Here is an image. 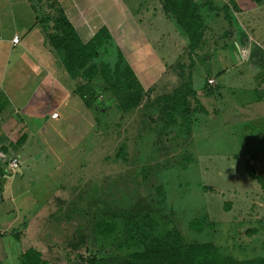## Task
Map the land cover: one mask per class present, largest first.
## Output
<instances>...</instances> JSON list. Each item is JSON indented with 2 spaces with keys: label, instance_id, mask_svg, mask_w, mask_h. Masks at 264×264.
<instances>
[{
  "label": "rangeland",
  "instance_id": "rangeland-1",
  "mask_svg": "<svg viewBox=\"0 0 264 264\" xmlns=\"http://www.w3.org/2000/svg\"><path fill=\"white\" fill-rule=\"evenodd\" d=\"M133 1L149 2L135 14L140 20L153 1ZM254 1H243L239 14H224L221 8L217 18L203 21L201 46L192 53L183 32L174 75L169 73L154 85L141 84L142 95L113 86L119 52L131 66L130 54L121 50L129 48L123 33H113L97 48V55L90 52L92 57L82 64L83 70H92L83 85L86 103L73 101L70 122L62 110V118L53 125L33 120L41 128L17 153L23 164L19 173L27 174L23 182L18 178L15 189L31 211L24 217L32 218L40 207L39 223L24 224L30 228L24 232L25 252L35 249L48 264H88L99 251L97 264L105 257L109 262V257L123 255L116 242L121 224L109 226L110 220L146 210L160 228L177 232L186 244L212 240L223 254L236 259L264 255V185L249 174L264 181V0ZM27 2L0 0L3 33L32 22L26 4H37ZM112 14L105 10L107 19ZM41 26L51 29L54 22ZM140 26L142 33L152 32L159 54L172 42L166 31L177 29L170 20L142 21ZM9 86L7 82L5 89ZM78 88L75 94L82 98ZM136 99L139 105L128 109ZM18 132L23 135L22 127ZM9 152L7 161L17 155ZM30 155L48 158L52 164L26 166ZM6 205L12 203L6 200ZM201 220L199 234L191 224ZM46 224L48 229L43 228ZM18 251L13 242L8 252ZM80 254L87 263L79 261Z\"/></svg>",
  "mask_w": 264,
  "mask_h": 264
},
{
  "label": "crops",
  "instance_id": "crops-1",
  "mask_svg": "<svg viewBox=\"0 0 264 264\" xmlns=\"http://www.w3.org/2000/svg\"><path fill=\"white\" fill-rule=\"evenodd\" d=\"M152 1L149 7L143 9L140 20L136 18L135 14L141 13L140 7L147 5L148 1L140 5L135 4L133 0H56L55 4L64 10L68 20L74 25L84 43L89 42L103 27L111 32V36H114L115 32L123 33L122 35L126 39L124 42L129 48L122 49L125 48L122 46L121 50L130 54L129 62L133 70L141 84L147 86L157 84V81L166 78L169 73H174L172 66L175 65L176 53H179L178 48H181L178 41L179 38L182 39L183 34V30L176 20L165 12L162 0ZM195 1L202 6L200 18L203 21H208V18H217L221 13V8L224 14L228 12L239 14V8L245 0ZM255 1L254 4H256ZM153 3L154 7H152ZM38 5L40 6L39 13H35L32 6L26 4V9L32 15V22L26 27H22L23 30L14 27L13 32L6 35L0 28V168H8L6 164L12 159L19 161V168L15 172L0 169V263L4 264L5 262L12 264L11 261H14L15 264L21 263V257L25 253L24 232L30 229L25 228L24 224L29 220L31 223H39L36 216L39 214L40 207L33 213L32 218L24 217V213L31 211L26 208L22 200L19 201V198L24 196L15 192L18 178H21V182H23L27 175L19 173L20 165L23 164L21 156L17 153L28 141V136H32L35 131L41 128L38 124L35 125L33 120L44 119L49 123L47 126L53 125L52 121L60 120L61 112L64 111L70 122L68 118L72 116L73 112L70 109L71 104L74 103V100H82L75 94L74 89L77 86L86 85L84 83L86 79L83 74L84 68L81 66L82 61L79 62L80 65H75L77 72L72 76L62 64V62L65 63L64 59H67L66 55L53 48L49 43L48 34L45 32L52 31V29L46 30L47 28L40 24L45 21L43 13H49V9H45L47 2L44 0L42 4L38 3ZM137 6H139V10L133 12L131 7L136 8ZM105 10H108L110 14L113 13L110 19L105 17ZM0 20L2 21L1 16ZM169 20L177 29L174 32L166 31L167 33L171 32L172 42L169 47L160 48V55L155 49L154 39H151L152 32L142 33L140 25L142 21L158 23ZM17 35L20 36L21 42L14 44L13 38ZM137 38H142V42L138 43L139 39L137 40ZM69 62H71L70 58ZM7 82H10L8 90L5 89ZM19 127H22L23 135L19 134ZM11 134L18 138L16 142H12ZM26 149L33 151V146H28ZM10 150L16 151L17 155L7 161ZM30 156L25 160L26 166L40 167V163H45L48 166L52 164L48 158L35 159L32 158L33 155ZM10 179L11 181H9ZM35 180L36 177L31 182L34 188L38 186ZM6 200H9L12 205L7 206ZM6 214L9 217H6ZM1 219L4 221L3 224ZM29 225L31 224L29 223ZM43 228L48 229L49 225L46 224ZM33 229L31 227V231ZM37 239L40 240L39 237ZM13 242L18 244L17 254L8 252L12 248ZM13 255L14 259L10 258Z\"/></svg>",
  "mask_w": 264,
  "mask_h": 264
},
{
  "label": "trees",
  "instance_id": "trees-1",
  "mask_svg": "<svg viewBox=\"0 0 264 264\" xmlns=\"http://www.w3.org/2000/svg\"><path fill=\"white\" fill-rule=\"evenodd\" d=\"M35 2L37 5H33L32 8L35 13H39L40 6L38 3L42 4L44 0H35ZM46 2L47 7L45 9H49V13H43L45 21L40 22V24L54 22V27L51 28L53 33L48 35V41L53 48L60 50L66 55L67 59H64L62 56L65 61L64 64L68 73L73 76L77 72L75 65H78L80 61H82L81 66L82 64H86L85 58L88 59L90 54L92 57V53L97 55V48L103 46L111 35L108 29L103 27L89 42L84 43L75 30L74 25L68 20L64 10L52 0H46ZM162 2L165 12L172 19L176 20L187 36L189 51L191 53L196 51L201 46L204 36L202 25L204 22L200 18L202 6L198 5L195 0H162ZM46 28V30L50 29L48 26ZM69 58L71 62H69ZM108 68L109 66L106 67V69ZM88 70L89 68L85 69L83 73L86 77H88L91 69ZM115 74H117L118 78L115 80L113 86L122 85L121 90L135 91L139 95H142L140 91L141 82L133 68L129 64H125L121 52L118 53ZM120 86L118 95H120ZM78 87H80L78 88V93L86 103V94L83 86ZM132 88L134 90H131ZM136 100V102L127 104L128 109L139 105V99ZM249 174L252 179L259 181L262 186L264 185L261 177L253 172ZM203 220L192 222V230H197L201 234L204 224ZM110 221L109 226H112L115 222L121 224L122 230L116 242H118V247L121 248L123 255L112 254L113 256L109 257V262L106 261V257L102 258L104 261L102 264H264V255L251 259H236L233 256H227L220 251L219 247L212 240H208L205 243L194 242L186 244L177 232H169L160 228L152 213L146 210L135 213H123L120 215L119 221H115L114 219ZM102 223L104 224L103 221ZM211 224V228L214 229V223ZM99 254L100 252L98 251L94 258L88 260V264L100 263L98 259ZM78 257L80 258V262H86L84 255L80 254ZM20 264H48V262H42L40 254L35 249H29L22 255Z\"/></svg>",
  "mask_w": 264,
  "mask_h": 264
},
{
  "label": "built area",
  "instance_id": "built-area-1",
  "mask_svg": "<svg viewBox=\"0 0 264 264\" xmlns=\"http://www.w3.org/2000/svg\"><path fill=\"white\" fill-rule=\"evenodd\" d=\"M21 42V38H20V36H15L14 38H13V43L14 44H19ZM211 83H213V82H211ZM18 168H19V161H18V159H12L10 162H9V164H8V169H9V171H17L18 170Z\"/></svg>",
  "mask_w": 264,
  "mask_h": 264
}]
</instances>
